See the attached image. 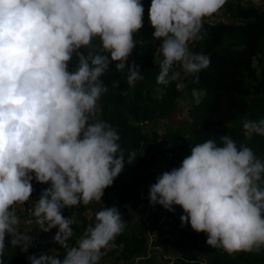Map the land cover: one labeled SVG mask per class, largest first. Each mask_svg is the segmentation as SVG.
Returning <instances> with one entry per match:
<instances>
[{"label":"clouds","instance_id":"clouds-1","mask_svg":"<svg viewBox=\"0 0 264 264\" xmlns=\"http://www.w3.org/2000/svg\"><path fill=\"white\" fill-rule=\"evenodd\" d=\"M226 2L151 0L149 22L162 57L157 84L176 81L183 91L188 85L173 70L177 65L199 82L210 58L189 44L202 38L204 23ZM143 13L141 0H0V264L8 245L26 253L33 243L17 213L30 201L33 180L49 186L32 201L25 223L45 233L56 228L53 240L65 253L32 254L29 264H100L116 248L125 228L116 206L96 212L94 225L72 245L74 220L62 210L101 201L137 157L125 158L116 128L95 120V112L108 91L101 76L110 64L126 72L129 86L143 79L139 66L128 63ZM192 94L199 102V92ZM242 127L264 136V119ZM220 141L194 144L179 167L149 186V203L172 212L180 206L181 226L206 233L212 248L258 254L264 249V160L227 135Z\"/></svg>","mask_w":264,"mask_h":264},{"label":"trees","instance_id":"trees-1","mask_svg":"<svg viewBox=\"0 0 264 264\" xmlns=\"http://www.w3.org/2000/svg\"><path fill=\"white\" fill-rule=\"evenodd\" d=\"M153 31L150 22L143 17V27L134 34L137 44L128 63L135 62L139 66L142 80L129 86L126 83V72L122 74L115 71V62L110 64V71L101 76L108 91L98 101L100 118L116 128L125 158L131 152H135L137 157L131 164H126L113 184L104 190L101 201L62 210L64 217L74 220L71 225L74 236L69 238V245L75 243L78 231L95 223V213L106 207L116 206L124 222L125 215L134 211L142 201L140 193L149 191L147 181L153 184L161 175L160 157L163 152L183 148L184 121L187 116V135L191 148L194 144L229 134L238 147L248 146L258 158L264 160V136L246 134L226 126L241 114H246L248 120L264 119V60H259L258 66L253 64V58L259 56L264 46V4L259 6L242 0H231L226 2V14L223 18L208 19L204 23L202 38L190 42V45L192 51L206 54L210 58V65L198 74V83L186 78L182 68L175 66L173 70L180 73L179 80L188 85L183 91H177L176 81L167 85L157 84L160 68L155 55L159 53L160 41L153 38ZM93 43L98 41L94 40ZM74 63L75 57L70 67ZM115 81H119L118 87L113 86ZM193 89L201 92L199 102L193 101L187 113H184L178 97L185 92L192 93ZM155 116L165 118L173 128H166L161 133L155 129H144L143 122ZM159 136L165 144L145 152L144 148ZM32 183L34 191L30 201L26 202V207L39 198L42 189L49 186L35 180ZM87 208L90 209L89 216L85 213ZM176 226V232L183 237L178 246V259L171 264H264V249L258 254L238 252L229 255L208 245L207 234L197 233L190 223L181 226V222H178ZM21 231L33 233V243L25 253L19 248L10 247L6 238L8 247L5 249V264H29V255H39L41 252L50 254L48 249L53 246L57 247V251L52 254L63 258L65 249L53 240L57 229L47 232L50 241L44 245L42 238L46 233L38 226L34 225L32 230L21 226ZM147 232L148 226L137 221L129 232L124 229L116 237V248L102 258L111 259V263L107 264L132 261L144 251L148 241ZM169 239L170 237L158 234L150 243L161 245L164 251H168Z\"/></svg>","mask_w":264,"mask_h":264},{"label":"rangeland","instance_id":"rangeland-1","mask_svg":"<svg viewBox=\"0 0 264 264\" xmlns=\"http://www.w3.org/2000/svg\"><path fill=\"white\" fill-rule=\"evenodd\" d=\"M228 1H231V0H227V2ZM242 1L248 2V3H255L259 6L264 4V0H242ZM141 3L143 4V7H144L143 17L147 22H149V7L151 4V1L141 0ZM225 14H226V4L223 6V8L220 10V12L215 14L213 17L209 18V20H215L218 18H223L225 16ZM189 47L192 50L190 44H189ZM155 59L157 61H160V59H162V57L158 53L155 55ZM259 60H264V46H263L259 56L253 58V64L258 66ZM200 95H201V92H199V96ZM196 100L197 99L193 96V94L191 92H185L178 97V103L181 106L182 111L184 113H187V110H188L189 106L191 105V103L193 101H196ZM95 120L102 121L100 118V115H99L98 103H97V108H96V112H95ZM245 120H248L246 117V114H241L236 119H234L233 121L228 122L226 124V126L234 127L239 132L245 133V131L242 127L243 122ZM188 122H189V117L187 116L185 121H184V128H185L184 146H183V148H181L177 151L176 155H174V157L170 161L169 167L171 169L173 167H179L182 160L186 156H188L189 153L191 152L190 139H189V136L187 135ZM143 128L148 130V131L155 129L161 133V131H163L166 128H173V125L170 124L165 118L155 116L151 120L144 121L143 122ZM225 135H227L231 138V136L229 134H225ZM213 140L216 143H221L220 137L213 139ZM164 144H165V141L162 139L161 136H159L158 139L153 140L152 144H150L146 148H144V151L150 152L151 149L157 148L160 145H164ZM147 184H148L147 187H149V185L151 184L149 180L147 181ZM94 202H96V201H93L91 203H94ZM129 202H130V200H129ZM27 206L28 207H26V205L17 206V213L21 219V226L24 227L25 229L32 230L34 224L28 225L25 223V221L28 219V213L31 210L32 203H29ZM174 208H175L174 214H176V217L171 222H169L167 220H163V214L162 213L147 214V213H143V211L138 207H136L134 209V211L131 210L130 212H128L125 215V220H124L125 228L124 229L126 232H129L134 227V225L137 221H143L142 220L143 216L146 217V221H147L146 225L148 226V232H147L148 241H147L145 249H144L145 257L138 258V259L134 258L132 261H123L122 264H171L173 261H177V259H178L177 255H179L178 246H179L180 241L182 240L183 236H181L179 233L176 232V227H177L176 224L178 222H181V221H180V215L178 214L179 208L178 207H174ZM85 213L87 216H89L90 215V209L87 208ZM90 225H94V224H90ZM86 228L77 232V234H76L77 239L80 236H82V234L84 233ZM54 229H56V228H53V230ZM158 234H162V235H165L166 237H170V239L167 241L168 247H169L168 251H164V249L162 248L161 245H153L150 243L152 238ZM42 239H43L42 243L44 245L48 241H50V236L46 233ZM48 251L50 254H52L55 251H57V247L53 246V247L49 248ZM203 260L206 261V259H204V258H203ZM100 263L101 264L111 263V259L102 258Z\"/></svg>","mask_w":264,"mask_h":264},{"label":"built area","instance_id":"built-area-1","mask_svg":"<svg viewBox=\"0 0 264 264\" xmlns=\"http://www.w3.org/2000/svg\"><path fill=\"white\" fill-rule=\"evenodd\" d=\"M177 151H173V150H165L163 152V154L160 157V169H161V174L164 171H170L171 168L169 167V163L172 160V158L174 157V155H176ZM142 201L137 205L138 208H140L143 213H162L163 214V220H167L169 222L173 221L175 218V214L171 211H167L166 209H164L161 205L157 204L155 206L151 205L149 203V199H148V192L146 191H142L140 193ZM174 207H178L179 208V212L178 214L181 216L183 214V210L180 206H174ZM143 223L147 224L146 221V217L143 216L142 219Z\"/></svg>","mask_w":264,"mask_h":264},{"label":"crops","instance_id":"crops-1","mask_svg":"<svg viewBox=\"0 0 264 264\" xmlns=\"http://www.w3.org/2000/svg\"><path fill=\"white\" fill-rule=\"evenodd\" d=\"M143 257H145V253H144V251L141 252L140 255H137L135 258L138 259V258H143Z\"/></svg>","mask_w":264,"mask_h":264}]
</instances>
